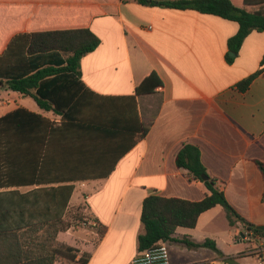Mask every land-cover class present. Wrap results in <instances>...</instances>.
<instances>
[{
    "label": "crops",
    "instance_id": "1",
    "mask_svg": "<svg viewBox=\"0 0 264 264\" xmlns=\"http://www.w3.org/2000/svg\"><path fill=\"white\" fill-rule=\"evenodd\" d=\"M79 28H89L101 44L82 59L83 87L67 117L0 86V120L24 110L47 121L35 127L22 112L19 130L18 121L9 124L10 143L1 146L11 154L9 163L0 162L7 175L0 181L11 178L8 189L22 192L74 186L68 209L87 208L96 224L93 240L79 241L72 229L59 233L58 242L78 250L75 264L83 254L88 264L98 258L102 264H130L141 254L147 197L201 201L210 194L204 181L176 164L187 144L200 149L209 179L236 211L264 225V174L258 165H264V31H253L229 63L228 41L239 24L215 15L137 0H0V57L18 35ZM257 72L249 88L240 90L238 84ZM154 73L163 85L138 94ZM4 127L0 122L2 136ZM143 129L148 133L140 139ZM20 136L24 142L18 143ZM22 172L23 184L31 185L17 183ZM97 222L107 228L102 238ZM173 238L167 241L171 264H231L228 258L254 264L251 257L264 264V235L252 237L241 222L231 226L220 205L202 213L195 228H177ZM184 238L213 240L223 255L189 248Z\"/></svg>",
    "mask_w": 264,
    "mask_h": 264
},
{
    "label": "trees",
    "instance_id": "2",
    "mask_svg": "<svg viewBox=\"0 0 264 264\" xmlns=\"http://www.w3.org/2000/svg\"><path fill=\"white\" fill-rule=\"evenodd\" d=\"M145 6L195 10L202 14H210L239 24L238 33L228 41L226 59L233 63L238 56L245 39L253 31H264V0H242L237 4L234 0H137ZM255 8L256 10H250ZM101 44V39L89 28L63 29L33 32L18 35L10 44L6 53L0 57V82L8 89L24 96H30L38 105L47 111H55L67 117L68 108L79 95L81 87V62L84 57L94 52ZM233 53L235 56H231ZM257 72L240 82L238 87L246 91L251 82L260 74ZM163 85L157 74H152L138 88V94H151ZM77 105V101L75 102ZM22 112H25L35 127L44 126L47 121L40 115L27 111H18L16 115H8L4 122V133L0 135V162L11 154L9 146L6 151L2 143L9 144V128L11 122L18 121V130L25 124ZM19 116V117H17ZM27 118V117H25ZM148 129H143L139 138H143ZM33 142L34 138H28ZM39 142V140H36ZM16 142H24L20 136ZM15 143V141H14ZM1 164V163H0ZM176 164L186 169L196 180L204 181L206 168L201 161L200 149L187 144L178 153ZM264 174V165L258 163ZM1 167V166H0ZM9 170V169H8ZM9 174V172L7 173ZM7 176L1 173V177ZM17 183L25 181L24 172L17 174ZM13 179V178H12ZM0 181V264H56L65 259L76 263L77 253L73 247L57 241L59 233L66 232L71 225L64 220L74 192L73 185L57 187H39L28 193L9 190L14 180ZM210 194L201 201H188L179 198H167L151 195L143 202L141 220L145 232L139 236L138 249L144 252L159 242L173 240L179 227L195 228L200 215L218 205L226 212L231 226L238 222L244 224L255 235H264V231L244 219L230 204L223 190L216 187L213 179L204 181ZM98 223V222H97ZM98 233L104 237L107 228L98 223ZM41 231L43 234L38 235ZM182 243L189 248L208 247L218 254L215 241L207 239L196 243L184 238ZM233 264V258H228ZM79 264H88L89 255L83 254Z\"/></svg>",
    "mask_w": 264,
    "mask_h": 264
},
{
    "label": "rangeland",
    "instance_id": "3",
    "mask_svg": "<svg viewBox=\"0 0 264 264\" xmlns=\"http://www.w3.org/2000/svg\"><path fill=\"white\" fill-rule=\"evenodd\" d=\"M3 94L5 95V93H3ZM5 190H7V189H0V192H4ZM20 192L23 194V193H28L30 191H27V192L20 191ZM81 206L84 207V203H82ZM90 216H91L90 212L87 208L77 209L76 207H71L70 210L68 209L67 213L65 215L64 220L71 225L70 229H72L73 232H76V236H77L79 241L81 240V242L84 239H92L93 240L92 232L95 229L93 227V221L91 219L92 217H90ZM41 234H43V231H41L38 235H41ZM252 237H257V235L253 234ZM60 261L67 262L65 259L60 260ZM249 261H252V263L257 264L254 257L249 258ZM67 263H70V262H67ZM70 264H75V263H70ZM93 264H102V262L100 261V258H98Z\"/></svg>",
    "mask_w": 264,
    "mask_h": 264
},
{
    "label": "built area",
    "instance_id": "4",
    "mask_svg": "<svg viewBox=\"0 0 264 264\" xmlns=\"http://www.w3.org/2000/svg\"><path fill=\"white\" fill-rule=\"evenodd\" d=\"M93 226H96V224H93ZM248 237H251V235H248ZM245 239L248 240L249 238ZM130 264H171L170 247L167 242H159L156 246L133 258Z\"/></svg>",
    "mask_w": 264,
    "mask_h": 264
},
{
    "label": "water",
    "instance_id": "5",
    "mask_svg": "<svg viewBox=\"0 0 264 264\" xmlns=\"http://www.w3.org/2000/svg\"><path fill=\"white\" fill-rule=\"evenodd\" d=\"M231 56H235V54L231 53ZM3 85H4V83L0 82V86H3ZM202 178H203L204 181H208L209 180V177L207 175H204ZM257 229L264 231V225H258Z\"/></svg>",
    "mask_w": 264,
    "mask_h": 264
}]
</instances>
